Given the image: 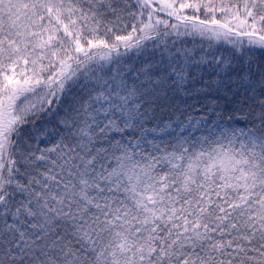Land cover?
Listing matches in <instances>:
<instances>
[{
    "label": "snow or ice",
    "instance_id": "obj_1",
    "mask_svg": "<svg viewBox=\"0 0 264 264\" xmlns=\"http://www.w3.org/2000/svg\"><path fill=\"white\" fill-rule=\"evenodd\" d=\"M0 264H264V0H0Z\"/></svg>",
    "mask_w": 264,
    "mask_h": 264
}]
</instances>
